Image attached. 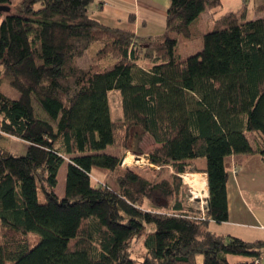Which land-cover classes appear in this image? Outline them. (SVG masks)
Segmentation results:
<instances>
[{"label": "trees", "instance_id": "obj_1", "mask_svg": "<svg viewBox=\"0 0 264 264\" xmlns=\"http://www.w3.org/2000/svg\"><path fill=\"white\" fill-rule=\"evenodd\" d=\"M95 2L0 0L10 7L0 11V143L11 136L27 144L23 155L0 144V264H264V239L210 229L229 216L225 158L264 160V16L220 12L222 0H170L164 35L143 40L130 27L103 25ZM205 10L212 29L199 33L202 48L176 53L168 33L194 38ZM93 43L95 57L81 67ZM4 75L17 98L1 90ZM112 90L120 93L117 120ZM144 136L157 144L149 163L169 166V179L150 180L104 152L134 150ZM197 158L204 169L189 162ZM203 173L201 213L184 202L181 174ZM137 240L143 251L134 255Z\"/></svg>", "mask_w": 264, "mask_h": 264}, {"label": "crops", "instance_id": "obj_2", "mask_svg": "<svg viewBox=\"0 0 264 264\" xmlns=\"http://www.w3.org/2000/svg\"><path fill=\"white\" fill-rule=\"evenodd\" d=\"M241 3L240 8L233 6L227 11H243L245 19L264 16V0H242ZM169 5L170 0H96L93 5V14L103 25L132 28L143 40L161 38L164 35L165 17ZM129 14L134 15L133 24L128 22ZM143 61L145 62L146 59L138 60L139 65L148 68L150 63L143 64ZM189 162L198 169L205 168L204 158ZM225 163L229 169L227 182L229 216L228 220L222 223L211 221L210 226L213 224L218 226L227 224L233 227L242 225L259 229L264 234V160L258 153L231 154L225 158ZM202 175L205 177L204 173L200 174ZM236 219L242 222L233 221ZM214 232L233 235L221 230Z\"/></svg>", "mask_w": 264, "mask_h": 264}, {"label": "rangeland", "instance_id": "obj_3", "mask_svg": "<svg viewBox=\"0 0 264 264\" xmlns=\"http://www.w3.org/2000/svg\"><path fill=\"white\" fill-rule=\"evenodd\" d=\"M11 1L14 4L18 0H11ZM241 1L242 0H222V6L220 8V12H226L227 10L232 9L233 6H237L235 8H240L242 6ZM250 6H252V3H250ZM191 28L192 31L196 33V35L192 39L184 38L182 36H177L174 33H170V35L176 36V38L178 39L176 53L181 54L182 56H188L190 54H194L202 48L201 36L199 33L201 32V30L202 32H205L206 30L212 29V17L210 16L209 11L208 10L203 11L200 14L199 18L192 24ZM98 46H99L98 43H93L90 46L89 50L86 52L85 56L78 60V63L81 67H86L91 61L92 57L93 58L95 57V52ZM146 63L149 62L145 61L143 64ZM2 78L3 81L1 83V90L9 97L17 98L18 92L15 89L11 88L10 85L8 84V76L6 77L4 75ZM34 104L38 105L36 101L34 102ZM108 104H109L111 118L113 120L120 119L122 117V111H121V103H120V93L117 90H112L109 92ZM245 133L252 141V144L255 145L256 143L252 140L253 138L250 137L252 134L246 131ZM0 144L5 150L11 152L14 155H23L27 147V144L25 142L11 136H6V138L2 140ZM155 146H157V144L149 136H144L139 143L134 145V150L129 151L120 148H114L112 146H107L104 149V152L118 156L120 160H122V164H121L122 167H133L136 170H140L150 180L160 181L162 179H169L171 176V168L169 166H164L160 168L151 165L147 159V154ZM67 160L68 159L66 158L65 162H63L62 165L59 167L57 173V185L55 187V191L59 196H62L64 193L65 171H66ZM92 175L94 179H97L98 181L107 180L106 182L109 185L113 186L110 179L104 178L102 174L93 172ZM188 175L193 176V174H186V175L181 174L183 183H184L183 178ZM184 186L185 187L182 193L184 202L187 205L191 206L193 209H197L201 213H204L207 197H205L204 195L194 196L192 192L193 189L191 188V186L186 182L184 183ZM254 190L258 191V189L256 188H254ZM38 195H39V200L44 201L43 194L39 192ZM251 195L253 197L255 196L253 193ZM256 196H258V194ZM233 221L242 222V220H237V219ZM210 229L214 231L221 230L225 233H231L233 234V236L239 237L246 241L264 239V234H262V232L259 229L251 228L248 226L238 225L233 227L232 225H227V224H222L221 226L213 224L210 226ZM0 241H1V232H0ZM142 251L143 249L141 245V240H137L133 245V253L134 255H139ZM229 259L233 261L235 257L230 256Z\"/></svg>", "mask_w": 264, "mask_h": 264}, {"label": "bare ground", "instance_id": "obj_4", "mask_svg": "<svg viewBox=\"0 0 264 264\" xmlns=\"http://www.w3.org/2000/svg\"><path fill=\"white\" fill-rule=\"evenodd\" d=\"M184 183L186 182L193 189L194 196L204 195L207 196L206 178L200 175H188L183 178Z\"/></svg>", "mask_w": 264, "mask_h": 264}, {"label": "water", "instance_id": "obj_5", "mask_svg": "<svg viewBox=\"0 0 264 264\" xmlns=\"http://www.w3.org/2000/svg\"><path fill=\"white\" fill-rule=\"evenodd\" d=\"M10 10V7L7 5H0V11L8 12ZM119 164H122V160L119 161Z\"/></svg>", "mask_w": 264, "mask_h": 264}]
</instances>
